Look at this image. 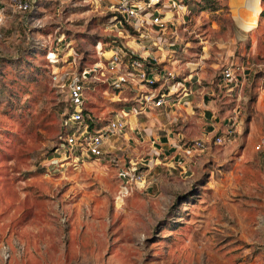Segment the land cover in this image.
<instances>
[{
    "label": "rangeland",
    "instance_id": "374dc122",
    "mask_svg": "<svg viewBox=\"0 0 264 264\" xmlns=\"http://www.w3.org/2000/svg\"><path fill=\"white\" fill-rule=\"evenodd\" d=\"M30 1L22 12L0 0V264H264V0H248L249 19L240 0H184L162 29L143 27L149 52L144 36H121L109 0ZM120 37L190 79L191 120L139 117L142 137L127 129L111 154L57 159L50 172L85 69L93 118L105 123L130 106L129 90L118 100L108 84L102 53ZM160 124L208 144H160L161 163L177 164L156 165L150 138L167 134ZM135 160L149 174L145 188L121 176Z\"/></svg>",
    "mask_w": 264,
    "mask_h": 264
},
{
    "label": "built area",
    "instance_id": "2783aa9c",
    "mask_svg": "<svg viewBox=\"0 0 264 264\" xmlns=\"http://www.w3.org/2000/svg\"><path fill=\"white\" fill-rule=\"evenodd\" d=\"M96 1L100 2L101 0ZM109 2V7L112 9L111 18L122 34L121 36L124 35L123 32L127 35H135L137 38L144 36V38L138 39L139 47L142 50L144 47V51L149 52L150 48L145 44L147 36L142 32L143 27L150 23L154 27L162 29L161 27L165 23L176 18L177 12L182 9L184 0H109ZM12 4L22 12H27L32 8L30 0H12ZM102 53L106 56L107 70L112 73L108 84L115 91L118 100L121 99L122 91L129 90V93L132 94L131 104L122 106L115 111L114 116L105 123L93 118L85 107L86 76L89 72L88 69H85L81 75L82 78L76 77L70 87L71 108L68 112L69 115L64 116L62 121L66 131L65 137L58 148L59 156L53 158L50 172L59 167L57 159L84 161L86 158H98L109 153L111 150L107 147L110 143L118 142L123 137L128 124L127 119L130 120L131 116L149 113L166 106L174 108L182 103L184 97L195 91L190 79L181 78L180 75L168 69L162 71L159 67L152 66L153 55L149 54L147 59H144L133 49H129L121 37L112 42L109 51ZM222 78L226 83H231L235 79L231 68H226L223 71ZM138 82L145 85L147 90L141 91ZM91 122L97 126L91 125ZM233 130V128H228L227 134L232 135ZM224 139V135H216L212 143L221 144ZM182 144L191 149H203L208 142L202 140L183 141ZM165 159L167 162L163 164L160 157L156 156L155 163L165 165L170 162L167 155ZM171 162L174 166L177 164L173 160ZM135 166H138V163L130 161L126 171L121 172V176L126 181L135 183L136 186L142 188L149 186V174Z\"/></svg>",
    "mask_w": 264,
    "mask_h": 264
},
{
    "label": "crops",
    "instance_id": "0c3cea01",
    "mask_svg": "<svg viewBox=\"0 0 264 264\" xmlns=\"http://www.w3.org/2000/svg\"><path fill=\"white\" fill-rule=\"evenodd\" d=\"M196 92H198V90L197 91L195 90L192 95H188V96L184 97L182 103L176 105L174 108H170V107L166 106V107H162V108H159V109H156V110H152L149 113H142V114H136V115L131 116L130 120L127 119L128 124H127V127H126L125 131L127 129L131 128V129H133V131L135 133H137V135H140V137H142L141 129L137 127V125L139 123L138 119H139V117H143V116H147L148 117L151 113L154 114V115L161 114L162 117H164V119H166V121L168 122V125H170L174 121V118H176L177 116H180V118H182L184 120L189 119V121H190L191 118H192V114L194 112L189 113V111L192 110V108L194 107L193 106L194 101H195L194 98H196V95H194V94ZM170 119H172V120H170ZM159 121H161V120H159ZM164 126H167V124L165 123ZM158 129H159V131L162 130V129H165L167 131V134H165L163 136H159V135H157L159 133H157L155 131L152 132L153 134H152V136L150 138L151 148H152L151 151H153V153L151 155L152 159L155 158L156 156L160 155L159 151H156V150H158L157 146H160V144H163L161 146L164 147L163 149L165 151L171 152V151L176 150L177 148L181 147V145L178 144L179 142L185 141V140H183V138L175 136L176 134H174V132L172 131L171 128H167V127H163L162 128L161 124H160ZM124 133H123V135H124ZM117 143H118L117 141H115L113 143H110V145L107 148H110L111 151H109V153H106V155L107 154H111V152L116 148ZM167 157H169V156H167ZM171 160H173L176 163L175 157H171L170 156V162L165 164V166L173 167L174 164H173V162H171ZM131 162L138 163V161H136V160L135 161H131ZM155 164L158 165L157 162ZM129 165H130V163H126L125 167H128Z\"/></svg>",
    "mask_w": 264,
    "mask_h": 264
},
{
    "label": "bare ground",
    "instance_id": "6f19581e",
    "mask_svg": "<svg viewBox=\"0 0 264 264\" xmlns=\"http://www.w3.org/2000/svg\"><path fill=\"white\" fill-rule=\"evenodd\" d=\"M239 3L242 11V17L244 19H249L251 14L253 13V6L249 4L248 0H240Z\"/></svg>",
    "mask_w": 264,
    "mask_h": 264
},
{
    "label": "trees",
    "instance_id": "16d2710c",
    "mask_svg": "<svg viewBox=\"0 0 264 264\" xmlns=\"http://www.w3.org/2000/svg\"><path fill=\"white\" fill-rule=\"evenodd\" d=\"M206 2H210L209 0H205ZM208 6V5H207ZM262 15H264V11L262 12ZM69 115V113L67 114V115H64L65 117L66 116H68ZM90 121V120H89ZM91 125H94V126H97V125H95L93 122H91ZM53 169H54V167H53Z\"/></svg>",
    "mask_w": 264,
    "mask_h": 264
}]
</instances>
